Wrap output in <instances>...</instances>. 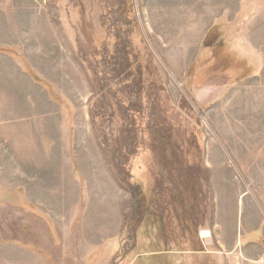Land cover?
I'll use <instances>...</instances> for the list:
<instances>
[{"label": "rangeland", "instance_id": "374dc122", "mask_svg": "<svg viewBox=\"0 0 264 264\" xmlns=\"http://www.w3.org/2000/svg\"><path fill=\"white\" fill-rule=\"evenodd\" d=\"M139 92L135 198L90 109ZM263 129L264 0H0V264H264Z\"/></svg>", "mask_w": 264, "mask_h": 264}, {"label": "trees", "instance_id": "16d2710c", "mask_svg": "<svg viewBox=\"0 0 264 264\" xmlns=\"http://www.w3.org/2000/svg\"><path fill=\"white\" fill-rule=\"evenodd\" d=\"M115 52H116V50H115ZM106 54H107V46L103 45L99 49L98 55L100 57V60L109 66L110 64H108V61H107V59H109V58H106ZM126 54H128V52ZM111 58L109 59V62L112 60ZM126 59H127V61L125 64L120 65L119 63H116V66L119 69L114 67L115 64H113V69L108 71V72H111V74H108V77L105 75L103 70L98 72L99 82L105 83L106 80H108L113 85V89H111L109 84H107V88L104 87L103 90H101L100 100L106 97L105 94L107 92L111 93L114 99H115V97H119L122 95L123 92L121 90L123 89L122 83L124 82V80H120V79L121 78L123 79V77L125 76L124 74L128 75L130 70L134 72L133 64L129 63L127 56H126ZM126 66H128L129 69ZM114 68H116V69H114ZM109 75H112V77L109 78ZM140 79H141V77H140ZM108 81H107V83H108ZM138 84L141 85L140 81H138ZM141 90L142 89H140V91ZM144 91L146 93V100H147V99H149V96L147 94L149 92V88H146ZM135 95H133V98L135 101L138 99L142 100L140 92H139V95L136 93H135ZM132 102L135 103L134 101H132ZM137 103L138 102L136 101L134 106H132L130 108L125 107V109L121 110L120 108H118L117 102H115V106L117 108L114 110H107L103 104V101H102L98 105V108H95L94 107L95 104H94L92 106V108L90 109L91 125H92V128L94 130V134L98 138V142L101 145L102 152H105V149L110 148V145H109V147H107V145H106L108 135H107L105 128H104L105 123L110 122L115 117L117 119L116 123L117 124L120 123L121 132H118V133H120L123 142H125L123 147L125 148V152L128 156L127 155L126 156L123 155L124 157L121 156L122 150H121V148H119V146H121L123 144V142L121 140L120 141L117 140L116 145L112 149L110 148L111 153H110V155L108 154L109 155L108 161H109L110 165H112V170L114 173L117 174V177L121 181V184H123L125 187H127L129 189V191L131 192L132 197H135V198L141 196L142 190H141V187L138 183L132 181L133 177H132L131 172H130L131 158H129V155H134L136 152H138V150H139L138 148H139V144H140L139 141L144 139V132L142 131V129L138 126V124L136 122V118L138 119L137 113L138 112L140 113V110L136 109ZM134 107H135V110L132 109ZM143 111L149 112L148 108H146ZM148 118L151 119L152 115H151V117L149 115ZM107 120H109V121H107ZM118 121H120V122H118ZM150 124H151V121H149V123H147V126H146L148 136H151V132L153 130L152 129L153 126H150ZM141 147L142 146H140V148ZM187 169H189V167ZM163 187H164V183L160 184V186H159L160 191L165 190V188H163ZM142 197H144V196H142ZM130 236L133 237L134 234L131 232Z\"/></svg>", "mask_w": 264, "mask_h": 264}, {"label": "crops", "instance_id": "0c3cea01", "mask_svg": "<svg viewBox=\"0 0 264 264\" xmlns=\"http://www.w3.org/2000/svg\"><path fill=\"white\" fill-rule=\"evenodd\" d=\"M53 220L58 221L59 223L64 222V221H62V219H53ZM84 223H85V219H84ZM59 235H60L59 242H60L61 245L64 244V243H62L63 239H65L66 241L68 239L71 240V236H72V234L70 232H68V231L67 232H63V233L61 232ZM81 236H82L81 239L84 240V242L81 243V248H80L81 250L70 248V247L73 246V244H71L70 247L66 246V248H64L62 246L63 247L62 248V255L64 256L63 259H67L66 256H69V255H74L75 257H76V255H78L83 260V257H85L86 255H88V254L91 255L93 253H96L100 249V248L96 247V245H94L93 243L89 242L90 238H89V236H88V234L86 232L82 233ZM103 240H105V239H102V241ZM105 242H106V240H105ZM48 260H50V259H48ZM99 262H97L96 264H99ZM24 264H33V263L28 262V263H24ZM37 264H57V263H53L51 260L48 261V262H46V261L41 262L39 260ZM59 264H67V263L63 262V263H59ZM101 264H103V263H101Z\"/></svg>", "mask_w": 264, "mask_h": 264}, {"label": "bare ground", "instance_id": "6f19581e", "mask_svg": "<svg viewBox=\"0 0 264 264\" xmlns=\"http://www.w3.org/2000/svg\"><path fill=\"white\" fill-rule=\"evenodd\" d=\"M264 130V129H263ZM259 133V132H258ZM262 134V133H261ZM261 138H262V136H261ZM248 143V142H247ZM246 144V143H245ZM248 148V147H247ZM227 177V176H226ZM247 184V183H246ZM226 186H228V185H226ZM260 187V186H259ZM228 188V187H227ZM203 234L204 235H208V231H203Z\"/></svg>", "mask_w": 264, "mask_h": 264}]
</instances>
